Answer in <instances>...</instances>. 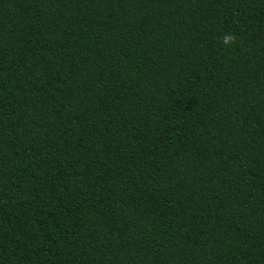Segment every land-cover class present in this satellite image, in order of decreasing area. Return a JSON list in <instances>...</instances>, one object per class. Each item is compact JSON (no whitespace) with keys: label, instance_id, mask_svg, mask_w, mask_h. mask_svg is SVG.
I'll return each mask as SVG.
<instances>
[{"label":"trees","instance_id":"obj_1","mask_svg":"<svg viewBox=\"0 0 264 264\" xmlns=\"http://www.w3.org/2000/svg\"><path fill=\"white\" fill-rule=\"evenodd\" d=\"M0 264H264V0H0Z\"/></svg>","mask_w":264,"mask_h":264},{"label":"clouds","instance_id":"obj_2","mask_svg":"<svg viewBox=\"0 0 264 264\" xmlns=\"http://www.w3.org/2000/svg\"><path fill=\"white\" fill-rule=\"evenodd\" d=\"M236 37L234 35H226L223 37V41L225 44H228L229 42H235Z\"/></svg>","mask_w":264,"mask_h":264}]
</instances>
